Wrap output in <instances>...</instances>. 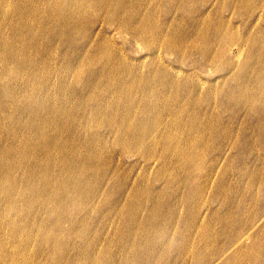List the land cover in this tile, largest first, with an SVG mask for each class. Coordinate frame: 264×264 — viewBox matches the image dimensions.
Returning <instances> with one entry per match:
<instances>
[{"label":"rangeland","instance_id":"1","mask_svg":"<svg viewBox=\"0 0 264 264\" xmlns=\"http://www.w3.org/2000/svg\"><path fill=\"white\" fill-rule=\"evenodd\" d=\"M189 2L188 12L180 11L178 14L180 21L184 22L181 31L186 30L187 35L196 36V27L189 19L190 10L193 9V15L198 10L197 18H202L204 15L201 14L209 10L207 22L226 24L227 28L220 35L233 36L236 42L219 43V36L206 34L203 41L199 40L196 50L188 48L183 54L175 47L158 45L149 30H159V20L165 19L164 15L160 17V13L164 14L171 8L167 0H159V15L155 22H151L149 17L148 25L152 28H142L139 37L134 35L132 25L128 31L120 29L115 34L113 50L102 53L91 68L98 69L106 55L117 57L116 51L121 49L129 66L144 65L140 69V77L145 79L148 69H151L149 64L157 61L153 47L160 46L162 54L158 61L175 64L180 70L179 76L190 82L189 86L193 81L201 80L204 86L201 96L195 98L190 106H187L190 101L186 105L182 103V111L176 116L178 108H172V105L169 106L171 108L150 109L142 107L141 102H134V108H129L131 122L135 124L133 133H124L123 140L117 143L112 131L103 124L114 123L115 131L121 134L126 130L123 129V116L127 115L128 108L116 106L114 95L106 90H99L97 97L93 93L88 99L89 93L84 86L89 75L79 80L76 85L84 99L89 101H86L85 111L81 110V114L78 111L77 116L84 126L87 124L93 128L92 131L88 128L84 134L90 140L97 138H91L93 135L102 134L107 145L99 146L102 153L97 151L93 154L81 143H74L73 147L83 157L80 168L74 170L68 187L49 188L56 203L47 205L56 217L51 215L49 218L43 213L45 205H34L32 213L45 217L46 231L50 234L45 235L48 243L44 242L41 234H37V228L28 225L26 233H31L32 241L25 244L21 228L15 232L11 225L6 224L22 223L13 208L7 209L6 198L0 191V264H25L24 260L29 255L32 259L36 256V264H134L129 259L134 252L143 256L139 262L145 261L146 264H225L253 237L264 239V106L257 104L258 97L243 96L242 90H237L243 88L245 79L248 83L246 89L256 90V85L249 83V77L255 74V66L262 63L264 67V59L260 57L264 55V43L254 40L256 34L264 29V8L259 7L264 5V0H249L248 3H240V0ZM219 6L227 9L219 12ZM254 6L258 7L254 9ZM114 28L118 29L117 26ZM108 30H111L109 26L101 24L94 30L95 38ZM207 38L215 40L210 48L207 47ZM46 45H50L47 39ZM205 51L211 55L206 57ZM34 53L37 59L44 58L45 65L53 57L48 54L45 58ZM231 58L234 61L231 62ZM120 59L123 63V58ZM62 67L63 63L59 68ZM70 77L69 83H74L75 77ZM133 79L137 76L129 80ZM142 83L147 82L141 80L137 85ZM181 84L185 87L184 83ZM175 89L174 84L169 85L172 93ZM157 91L161 93L163 89L157 87ZM68 96L70 103L56 105L65 107L68 114H75V107L82 100L71 93L65 98ZM133 96L145 99L147 95L135 91ZM183 97L191 99L192 92L185 93ZM23 102L27 104V100ZM57 115L49 114L52 118ZM63 116L60 115L56 126L66 134L62 129ZM137 118L142 120L137 122ZM110 119L111 122L106 123ZM74 121L66 120L69 126ZM63 124L65 127V122ZM158 125L162 130L169 126L174 145L178 139L182 145L184 141L189 146L192 144L185 152V157L192 154L191 162L181 165L178 155L167 148L164 150V141L157 145L149 144L151 139L155 140V134H151L146 142L135 145ZM48 129V136L54 135V129ZM53 150V155L62 163L65 150ZM149 151H152V157ZM85 161L91 167L85 166ZM98 161L99 165L95 163ZM19 171H16L17 178L22 177ZM109 171H115V175L109 176L112 182L107 188L104 186L106 181L102 185V176L111 174ZM97 186L103 189L104 197L91 202L90 196H94ZM27 196L31 199V191ZM40 197L37 194L35 201ZM24 207L29 209L30 204H24ZM238 232L241 236L233 238ZM11 233L16 235L12 234L8 239ZM133 239L136 245L132 244ZM59 243L62 250H59Z\"/></svg>","mask_w":264,"mask_h":264},{"label":"bare ground","instance_id":"2","mask_svg":"<svg viewBox=\"0 0 264 264\" xmlns=\"http://www.w3.org/2000/svg\"><path fill=\"white\" fill-rule=\"evenodd\" d=\"M167 1L171 8L164 14L160 13V17L165 16V19L159 20L160 29L149 30L158 45L166 44L167 48L175 47L183 54L187 52L188 48L196 50L199 40L203 41L206 34L219 36V43L236 42L233 36L220 35V32L227 28L226 24L207 22L206 18L210 15L209 10L201 14L204 15L202 18L196 17L198 10L194 15L191 13L193 9L190 10L189 19L196 27L197 34L196 36L187 35L186 30L181 31L184 22L180 21L178 14L180 11L188 12L189 0ZM195 1L197 0H190L189 3H195ZM248 1L240 0V3H248ZM158 3L159 0H0V191L6 198L7 209L13 208L16 217L22 223L18 225L15 221L13 225L7 222L6 224L11 225L15 232L21 228L25 244L32 241L31 233H26L28 225H31V228H37L39 231L37 234L42 235L45 243L49 242L45 236L49 234L45 227V217L43 214L42 217L35 215L32 213V209L34 205L43 204L45 205L43 213L48 217L51 215L56 217V214L47 205L49 202L56 203V198L50 195L49 188L68 187V182L73 179L74 170L80 168L83 157L73 147L74 143H81L86 146L89 153L93 154L102 153L99 146L107 145L104 143L103 137L105 136L102 134L93 135L91 138L97 137L95 140L88 139L84 133L87 134L88 128L92 127L87 124L84 126L77 116L78 111L80 114L81 110L85 111L88 99L93 93L97 97L99 90L109 91L114 95L116 106L128 108L127 115L123 116V129L126 130L121 134H117L115 131L117 128L114 123L103 124L112 131L117 143L123 140L124 133H133L135 124L131 122L129 108H134V102H141L142 107L150 109L171 108L169 106L172 105V108H178L176 116L180 115L182 111L181 105H186L190 101L187 105L190 106V104H194L195 98L201 96L204 88L201 80L193 81V85L189 86L190 82L182 80L179 76L180 70L175 64L158 61L162 54V51H159L160 46L153 47L154 58L157 61L149 64L151 69H148L145 79L140 77V69L142 70L144 65L139 63L129 66L121 49L116 51L117 57L110 58L106 55L104 63L101 61V66L98 69L91 68L102 53L113 50V40L120 29L128 31L129 26L132 25L134 35L139 37L140 31H143L142 28H152L148 25L149 17L151 22H155L159 15ZM259 7L264 8V5H259ZM225 9H227L226 6H219L218 11ZM171 17L172 19L169 21L168 19ZM101 24L109 26L111 30L103 31L100 33L101 36L99 34L95 38L94 30ZM168 24L171 25V28ZM113 26H117L118 29H112ZM166 28L168 29L166 30ZM46 39L50 41V45H46ZM254 40L264 43V29L256 34ZM214 41L213 38H207V47L210 48ZM28 44L31 45L30 48ZM34 52L44 55L45 58L48 54L53 57L49 60V64L45 65L44 58L37 59ZM207 55L211 54L206 53V57ZM232 55L234 54L232 53ZM119 57L123 58V63ZM260 57L264 59V55ZM233 58H231V62L234 61ZM62 63L63 67L59 68ZM254 71L255 74L249 77V83L253 82V85H256V90L246 89V84H248L246 79L243 88L240 87L237 90H242L243 96L258 97L257 104L264 106L263 64L255 66ZM70 76L75 77L74 83H69ZM86 76L88 79L84 90L89 93L88 99H84L82 91L76 85ZM136 76L137 79L129 80ZM19 77L22 79L18 80ZM141 80H146L147 83L137 85ZM181 83H184L185 87ZM170 84L176 86L175 93L169 90ZM157 87H161L163 91L159 93ZM135 91L145 93L147 96H144L145 99L135 98L133 96ZM187 92H192V97L185 100L183 96ZM68 93L78 96L82 100L79 106L75 107V114H68L65 107L56 105L57 103L66 105L70 103L69 96L65 98ZM120 95L124 97H120ZM116 96L118 97L116 98ZM152 97L155 99L152 100ZM121 99H123L122 102ZM23 100H27V104H23ZM239 106L241 107V102H239ZM47 112L49 113L47 114ZM51 113H58V115L52 118L49 116ZM62 114H64L62 129L66 134L56 126L58 118ZM68 119L75 120L72 126L67 124L66 120ZM139 120L142 119L137 118L136 121ZM63 122H65V127ZM109 122L111 119L106 123ZM103 125L98 129H101ZM48 127L54 129V135L48 136ZM168 129L169 126L162 130L158 125L148 136L136 141L135 145L146 142L150 136L155 134V137L153 136L155 140L151 139L149 144L152 142L157 145L164 141V150L173 151L178 155L180 164L187 165L193 158L192 154L190 157H185L189 143L184 141L182 145L178 139L177 145H174ZM191 147L192 144L189 149ZM54 148L60 151L65 150L62 163L53 155ZM191 152L193 153V150ZM151 153L152 151H149L152 157ZM165 153L167 154V151ZM100 161L95 163L99 165ZM84 163L85 166L91 167L87 161ZM16 171L21 173V178H17ZM50 171L52 172L50 173ZM111 175L114 176L115 171L111 174L104 173L102 176L104 181H102V185L106 181L104 186L107 188L112 182V177H109ZM96 188L94 196H90L91 202L95 199L102 200L104 197L103 189L99 186ZM28 191L32 193L31 199L27 196ZM37 194L41 197L35 201ZM24 204H30V208H25ZM58 223H61L60 220ZM144 224L143 222L142 225ZM12 234L16 235L11 233L8 239H11ZM237 236L240 237L241 232L236 233L233 238ZM134 239L132 244L136 245ZM249 242V244L241 246L238 252L225 264H264V239L259 240L253 237ZM58 247L59 250L63 249L61 243L58 244ZM132 254V257L129 258L131 259L130 263L146 264L145 261L139 262L143 256L137 252ZM29 256L27 260H24L25 264H36L34 263L36 256L33 259L31 255ZM129 259H126V263H129ZM38 264L43 263L39 262Z\"/></svg>","mask_w":264,"mask_h":264}]
</instances>
